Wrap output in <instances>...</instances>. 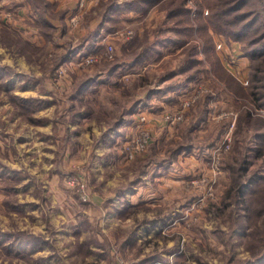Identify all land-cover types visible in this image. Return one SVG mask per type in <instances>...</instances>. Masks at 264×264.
Here are the masks:
<instances>
[{
    "label": "rangeland",
    "instance_id": "1",
    "mask_svg": "<svg viewBox=\"0 0 264 264\" xmlns=\"http://www.w3.org/2000/svg\"><path fill=\"white\" fill-rule=\"evenodd\" d=\"M71 1L0 2V264H264L258 60L235 35L264 38V0L217 25L214 0ZM48 122L52 164L17 142Z\"/></svg>",
    "mask_w": 264,
    "mask_h": 264
},
{
    "label": "trees",
    "instance_id": "2",
    "mask_svg": "<svg viewBox=\"0 0 264 264\" xmlns=\"http://www.w3.org/2000/svg\"><path fill=\"white\" fill-rule=\"evenodd\" d=\"M250 0H214L212 2V8H217L218 6H221L219 8V10L217 11H211L210 14H213V21L215 23V25L219 24L218 22H228V23H231V21H229L230 19H225V16L228 15L229 13H233V12H237L239 10H241ZM198 2V1H197ZM171 11H174L173 9ZM189 12V10H188ZM199 15H201V10L198 9L197 11V16L199 17ZM241 16V15H240ZM38 17H40V20L39 21H44L43 23H46V22H51V21H48L46 18H41V17H45L44 15H39ZM249 16L247 14H243L241 19L242 20H245L247 19ZM52 23V22H51ZM200 30V29H199ZM251 31V27H245L243 30L242 28L240 29L237 28L235 30V35L238 36L240 35V37H238V40L237 41H242L243 43H247L249 46H248V53L249 55L252 56V59L253 60H258L256 63L253 64V67H252V79L248 80V84H249V90L247 91V94L250 99H252V101L257 104L258 106L264 108V96L263 97H260L259 95V88L261 87L260 85H258L257 83L262 80V78L264 79V38H260V36L258 37H250L248 38V34L249 32ZM247 34V35H245ZM207 46V45H206ZM67 60V56L63 59V62H65ZM263 72L260 75V72ZM242 84V83H241ZM260 86V87H259ZM245 87V86H244ZM247 87V86H246ZM259 87V88H258ZM222 89H224V86L221 87ZM228 89H231L230 87H228ZM232 90V89H231ZM234 91L230 92V95L232 96L234 93ZM229 94V91L227 92ZM234 95H237V94H234ZM245 115L250 117L251 115V112L249 110H247V112H245ZM258 116L262 117V119L264 120V117L260 114H258ZM264 181V179L262 180ZM246 188H244V186H242V184H239V186H237L236 190V195H237V200L240 199V202L242 203H245V206H246V209H251L253 207V201H254V198L255 196H257L259 193V195L263 194L264 192V189H263V192H260L258 189V191H253L251 190L250 192L249 189H252V188H247V186L245 185ZM262 188H264V184L263 185H260L259 189L261 190ZM248 193L251 194V198H245L246 195H248ZM243 199H245V201L243 202ZM250 200H252L250 202ZM264 211V207L260 206L257 208V214L259 215L261 212ZM264 260V255H263V258H262V261Z\"/></svg>",
    "mask_w": 264,
    "mask_h": 264
},
{
    "label": "crops",
    "instance_id": "3",
    "mask_svg": "<svg viewBox=\"0 0 264 264\" xmlns=\"http://www.w3.org/2000/svg\"><path fill=\"white\" fill-rule=\"evenodd\" d=\"M0 2H2L3 5H6V7H14V6H16L17 8H21L22 11H25L26 9H28L29 7L32 6V3L30 2V0H0ZM77 2L78 1L72 0L71 3H70V5H74V3L76 4ZM82 2H84V1H82ZM89 2H91L90 3V5H91L92 2H93V0H90ZM76 9H74L73 12H75ZM22 11L20 10V13L22 15V18L21 19L23 20V14L24 13H22ZM38 15H39L38 14V11L33 12V18H31V17L29 18L28 17V19L31 20V21H33V22H35L36 20H38V18H37ZM20 30L22 31V28H20ZM34 31H37V30H34ZM22 33H23V31H22ZM24 34H26V33H24ZM24 34H21V35H24ZM35 34L36 33H34V35ZM79 54L80 53H78L77 55H79ZM235 64H236V68L237 69L240 70V68H242V66H241V64H242L241 59H238V63L236 62ZM92 81L93 80H91V82ZM11 83L14 84V85H17V84L22 85L23 84V83H19V80L16 81L15 79H13L11 81ZM24 85H25V87L28 86V88H29L30 91H32L33 88H34V85H32L30 83H25ZM86 86H87V84L85 85V87ZM88 86H90V85H88ZM28 95H33L34 96V94H30V93H28L27 96ZM45 99H46L45 96H39L38 98H36V100H40V101L41 100H44V102H49L50 105L48 107L47 106L46 107H42V110L44 111V113L49 112L48 114H50V113L53 114V111L55 109V105L51 102V100H49V99L48 100L47 99L45 100ZM78 115H82V117L84 118V115L81 112H79ZM48 116H50V115H48ZM49 123H51V122L46 123L45 124L46 126L45 125L36 126L37 128L34 131H36L38 129L39 130V134H41L42 137L41 138H38L37 141H35L34 143H32V138L26 136L28 134L23 135L22 138L19 139V140L17 138L16 139H17V142L19 144V147L24 148V149L27 148L28 145L32 144L33 145V149L39 151V154L37 155V158L42 159V161L44 163H46V162L49 163L50 162L49 164H52V159L49 158L51 156V154H52V146H53L52 145V142H50V139H51L50 135L52 133V123L51 124H49ZM36 133L37 132H35V134ZM46 150L48 152H50V153L46 152Z\"/></svg>",
    "mask_w": 264,
    "mask_h": 264
},
{
    "label": "built area",
    "instance_id": "4",
    "mask_svg": "<svg viewBox=\"0 0 264 264\" xmlns=\"http://www.w3.org/2000/svg\"><path fill=\"white\" fill-rule=\"evenodd\" d=\"M96 59H97V56H94V55H93V56L90 57V58L87 57L85 61H86L87 63H90V62L95 61ZM61 71H62V68L59 69V73H61ZM256 112H257V114H260V115H262V116L264 117V109L256 110ZM230 136H231V133H230ZM145 140H146V139H142V140H140V141L137 143L136 146H134V145H132V143H130V146H128V148H127V150H126V154H128V156L130 155L131 157H133L135 153H137L138 151H140V150L143 149V146H144L143 142H144ZM227 140H228V141H231L232 138L228 137ZM71 183L73 184L74 182L71 181ZM83 187H84V186L82 185V186H81L82 197H83L84 200H86V197L83 195Z\"/></svg>",
    "mask_w": 264,
    "mask_h": 264
}]
</instances>
